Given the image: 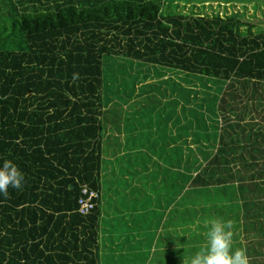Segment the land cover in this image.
Returning <instances> with one entry per match:
<instances>
[{
    "label": "trees",
    "instance_id": "obj_1",
    "mask_svg": "<svg viewBox=\"0 0 264 264\" xmlns=\"http://www.w3.org/2000/svg\"><path fill=\"white\" fill-rule=\"evenodd\" d=\"M173 3L0 0V159L25 174L0 196V264H99L105 165L138 145L175 155L186 206L237 195L219 208H242L264 253V32L238 14L166 12ZM249 86L262 101L237 111ZM123 88L129 110L103 111Z\"/></svg>",
    "mask_w": 264,
    "mask_h": 264
},
{
    "label": "rangeland",
    "instance_id": "obj_2",
    "mask_svg": "<svg viewBox=\"0 0 264 264\" xmlns=\"http://www.w3.org/2000/svg\"><path fill=\"white\" fill-rule=\"evenodd\" d=\"M173 4L165 7L166 12L201 16L216 14L221 17L238 14L244 23L254 27L250 31L252 34L264 32V0H174ZM240 32L246 34L247 27H241ZM138 88L139 83L135 85L136 93ZM123 89L124 93L117 94L121 101L115 95L113 103L103 107V111L119 112L120 105L129 110L127 105L134 98L130 101L128 88ZM249 91L250 86L246 94L237 92L241 99L239 104H235L237 111L242 110V104L255 106L262 101L250 99ZM137 97L141 100L144 96L138 94ZM201 97L204 98L199 94V100ZM169 98L168 95L165 101ZM178 101L183 103L181 97ZM259 116L249 121L260 124ZM179 121L183 123L181 118ZM144 138L147 140L148 136ZM177 145L171 143V147ZM138 146L125 153L121 150L112 153L108 158L114 159L115 163L105 165L107 171L102 180L101 197V208L105 215L104 223L98 229L99 264H188L190 256L206 243L207 229L204 225L210 219L231 221L233 246L246 249L249 264H264V253L257 247L259 241L255 242L257 245L250 246L248 243V216L242 219L241 214L234 210L240 207L235 208L233 203L226 209L219 208L225 204L226 198L234 199L237 195L231 193L227 196L222 192L214 193L212 197L204 195L198 201L212 205L204 209L186 206L184 191L172 187L176 175L172 173L175 167L171 162L175 160V155L163 147L153 146L142 150L143 145Z\"/></svg>",
    "mask_w": 264,
    "mask_h": 264
},
{
    "label": "clouds",
    "instance_id": "obj_3",
    "mask_svg": "<svg viewBox=\"0 0 264 264\" xmlns=\"http://www.w3.org/2000/svg\"><path fill=\"white\" fill-rule=\"evenodd\" d=\"M72 78L79 79V75L74 73ZM24 183L25 174L18 165L12 160L0 159V196L7 198L9 188L22 190ZM204 226L206 243L190 256L188 264H249L246 249L233 246L231 221L210 219Z\"/></svg>",
    "mask_w": 264,
    "mask_h": 264
},
{
    "label": "built area",
    "instance_id": "obj_4",
    "mask_svg": "<svg viewBox=\"0 0 264 264\" xmlns=\"http://www.w3.org/2000/svg\"><path fill=\"white\" fill-rule=\"evenodd\" d=\"M84 194H86V190L83 191ZM95 197L94 193H90L89 196L86 199H81L79 201L80 207H81V212L82 213H87L90 211L92 205H91V199Z\"/></svg>",
    "mask_w": 264,
    "mask_h": 264
},
{
    "label": "crops",
    "instance_id": "obj_5",
    "mask_svg": "<svg viewBox=\"0 0 264 264\" xmlns=\"http://www.w3.org/2000/svg\"><path fill=\"white\" fill-rule=\"evenodd\" d=\"M101 211H102V208H101ZM105 215L104 211H102V219H103V216ZM104 223V222H103ZM99 242V241H98Z\"/></svg>",
    "mask_w": 264,
    "mask_h": 264
}]
</instances>
